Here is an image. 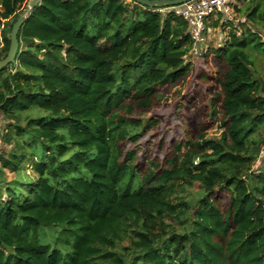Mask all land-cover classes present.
<instances>
[{
	"label": "trees",
	"instance_id": "1",
	"mask_svg": "<svg viewBox=\"0 0 264 264\" xmlns=\"http://www.w3.org/2000/svg\"><path fill=\"white\" fill-rule=\"evenodd\" d=\"M28 2L0 0V60ZM236 2L245 22L210 19L227 41L193 64L172 13L38 1L0 69V264H264V81L246 52L264 49V0Z\"/></svg>",
	"mask_w": 264,
	"mask_h": 264
},
{
	"label": "built area",
	"instance_id": "2",
	"mask_svg": "<svg viewBox=\"0 0 264 264\" xmlns=\"http://www.w3.org/2000/svg\"><path fill=\"white\" fill-rule=\"evenodd\" d=\"M236 0H188L175 6H161L154 8L157 13H172L182 18L188 26V34L192 40L189 57L199 58L203 56L207 47V34L212 28L207 27L210 19L220 18L222 24L232 23L238 25L245 22L244 17L237 18L235 12ZM228 30L227 26L224 30ZM221 34V44L227 41L226 31ZM264 157V145L261 147L256 162Z\"/></svg>",
	"mask_w": 264,
	"mask_h": 264
},
{
	"label": "rangeland",
	"instance_id": "3",
	"mask_svg": "<svg viewBox=\"0 0 264 264\" xmlns=\"http://www.w3.org/2000/svg\"><path fill=\"white\" fill-rule=\"evenodd\" d=\"M126 3H129V0H126ZM240 5L241 4L239 2H236L235 12L237 14V18L243 17L242 12H237L238 9H241ZM225 31L227 32L228 30L225 29ZM222 32H223V30L221 28L211 29V31L207 34V37H208L207 41H209L207 45L209 47H217V45H218L217 43L221 41L220 37H221ZM246 52L249 55V58L253 63V67L250 68L251 73L253 75V78L258 80V81H260V80L264 81V49L254 48L251 46V47L247 48ZM187 61L194 64L197 62V58H194V57L190 58L188 56ZM180 88L183 89V87H180ZM166 97H167V101H171V98L169 96H166ZM158 113H160V111H158ZM145 119L146 118H144V120ZM168 127L169 126H166L165 128L167 129ZM218 135H219V130L216 128H213L208 133V137H216ZM7 149H9V148H7ZM263 167H264V158H263V161L259 160L258 162H255L254 166L252 167V171L254 173H258V169L263 168ZM26 172L29 173L30 175H32V169L30 166L26 167ZM4 173H5V178L7 180H10L14 177V175L10 174L8 171H4ZM194 189H197L196 184L194 185ZM57 228L60 229L61 226H58ZM47 231H48L47 234L50 233V234H48L49 236H45L42 233V231L40 232V242L41 243H49L54 248L62 249L60 246L54 244V237H55L54 230L53 229H47Z\"/></svg>",
	"mask_w": 264,
	"mask_h": 264
},
{
	"label": "water",
	"instance_id": "4",
	"mask_svg": "<svg viewBox=\"0 0 264 264\" xmlns=\"http://www.w3.org/2000/svg\"><path fill=\"white\" fill-rule=\"evenodd\" d=\"M39 0H29L27 3L26 9L18 16L16 21L13 23L10 34H9V48L8 52L4 59L0 60V69H4L7 66L14 64L15 58L18 52V40L17 35L22 27L24 21L28 18V16L32 13L35 5ZM134 1L135 3L144 6L148 9H154L161 6H175L182 4L188 0H129Z\"/></svg>",
	"mask_w": 264,
	"mask_h": 264
},
{
	"label": "crops",
	"instance_id": "5",
	"mask_svg": "<svg viewBox=\"0 0 264 264\" xmlns=\"http://www.w3.org/2000/svg\"><path fill=\"white\" fill-rule=\"evenodd\" d=\"M261 37H262V39H263V42H264V33L262 34V36H261ZM208 42H209V41H207V44H208ZM217 44H218V45H217V47H219V46L221 45V41H220V42H218ZM207 47H209V46L207 45ZM263 158H264V157H263ZM263 158H261L260 160H263Z\"/></svg>",
	"mask_w": 264,
	"mask_h": 264
}]
</instances>
